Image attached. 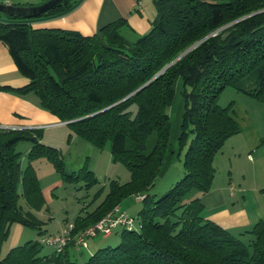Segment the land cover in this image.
<instances>
[{"label":"trees","instance_id":"obj_1","mask_svg":"<svg viewBox=\"0 0 264 264\" xmlns=\"http://www.w3.org/2000/svg\"><path fill=\"white\" fill-rule=\"evenodd\" d=\"M80 1L62 0L30 18L0 11V41L28 79L22 86L0 83V91L36 93L43 109L58 121L74 120L67 124L94 146L110 145L114 161L130 170V180H110L105 199L75 219L74 233L123 198L145 195L139 228H121L119 244L98 248L81 264H264V218L234 234L203 215L199 198L212 187L215 155L240 131L234 101L219 103L223 91L233 87L264 100V0H154L151 27L136 39L123 33L125 18L89 35L33 25ZM179 84L184 108L177 149H185V172L153 199L150 188L168 153L176 155L169 108ZM14 128L0 126V264H78L70 249L80 247L72 240L64 251L47 255L40 241L28 240L2 256L14 225L39 224L32 212L43 202L35 160L47 157L67 181H97L87 166L67 172L60 150L42 141V129ZM22 140L31 142L26 165L17 149Z\"/></svg>","mask_w":264,"mask_h":264},{"label":"rangeland","instance_id":"obj_2","mask_svg":"<svg viewBox=\"0 0 264 264\" xmlns=\"http://www.w3.org/2000/svg\"><path fill=\"white\" fill-rule=\"evenodd\" d=\"M28 1L39 2L36 4H40L45 0H20V2ZM6 76H10V73L0 75L1 84L3 82L2 78ZM1 92L6 93L5 91ZM24 98L30 100L26 101L27 104L31 102V99L32 102H37V105L39 103V96L34 92H30ZM232 101L251 115L253 124L262 138L258 146L249 148L241 131L231 135L214 157L216 173L212 184L229 182L233 185V188L236 187V193H233L236 195L239 194L238 188L245 187L251 190L252 193L251 191L241 193V196H243L241 201L235 198L238 205L243 202L245 194L247 199L252 200V203L264 204V100L233 87H227L220 96L219 103L226 106ZM23 106L24 103L15 101L14 109L23 108ZM183 108L182 86L179 84L175 102L169 108L172 124L170 145L176 150V155L168 153L162 168L163 171L150 188V198L158 199L184 176L183 159L185 149L181 153H178L177 149ZM13 114L20 123V127L42 129V141L60 150L67 172H73V169L78 172L81 168L87 166V168L93 170L97 178V181L92 182L90 186L86 185L85 179H80L77 182L67 181L47 157L43 156L34 161L43 196L41 207L32 210L39 224L36 227L22 226L21 224L14 225L10 236L2 245V256L11 247L23 244L28 240H38L43 244L42 255L51 254L55 247L47 244L48 237L59 234L63 225L74 222L79 215L93 211L105 199L110 180L118 179L121 183H125L131 179V172L122 162L114 161L110 145L103 149L94 146L77 135L74 127L70 124L41 123L37 113L34 117L28 114L19 115L15 112ZM30 147L31 142L28 140H22L17 145V149L22 152L23 165L27 163V152ZM196 195L198 194H194L193 197H196ZM145 202L144 199H138L132 194L123 198L118 206L121 210L134 216L137 225L138 221L141 220L139 211L144 207ZM20 203L25 208H29L23 199L20 200ZM121 232L120 227L109 236L99 233L94 237H87L86 241L90 247H80L77 250L70 249V255L78 264H81L98 248L119 244ZM77 233H74V235Z\"/></svg>","mask_w":264,"mask_h":264},{"label":"crops","instance_id":"obj_3","mask_svg":"<svg viewBox=\"0 0 264 264\" xmlns=\"http://www.w3.org/2000/svg\"><path fill=\"white\" fill-rule=\"evenodd\" d=\"M1 1L21 5L39 3L20 2V0ZM155 16L154 0H81L68 12L51 18L35 20L33 25L36 27L75 29L89 35L98 32L103 25L113 20L125 18L129 26L124 28L123 33L128 38L135 39L149 31L151 21ZM4 73H10V76L2 78V84L22 86L28 82V79L19 73L8 47L0 41V75ZM15 101L24 103L23 108L14 109ZM26 101L30 100L11 92H1L0 125L20 127L14 112L19 115L28 114L32 117L37 113L41 123H62L49 111L40 107L39 103L37 105V102H32V99L29 104ZM232 113L239 122L241 134L248 147L258 146L262 136L253 124L251 115L245 109L240 108L238 104H234ZM247 191L251 190L245 187L238 188L239 194L236 195L233 194L236 193V187L233 188L229 182L212 184L208 192L199 195L204 205V216L229 229L234 234L250 229L258 220L264 218V204L252 203V200L247 199L245 194L243 202L238 205L235 198L241 201V197H243L241 193H247ZM75 250H77L76 247Z\"/></svg>","mask_w":264,"mask_h":264},{"label":"built area","instance_id":"obj_4","mask_svg":"<svg viewBox=\"0 0 264 264\" xmlns=\"http://www.w3.org/2000/svg\"><path fill=\"white\" fill-rule=\"evenodd\" d=\"M135 197L143 199L145 195L138 194ZM135 221L136 219L133 216L121 210L116 205L100 220L81 230L76 235H74L75 223H66L61 227L59 234L48 237L47 244L53 245L58 252L64 251L71 240L74 241L77 247H88L87 237H94L99 233L109 236L120 227L126 228L127 230L137 229L140 225H136Z\"/></svg>","mask_w":264,"mask_h":264},{"label":"water","instance_id":"obj_5","mask_svg":"<svg viewBox=\"0 0 264 264\" xmlns=\"http://www.w3.org/2000/svg\"><path fill=\"white\" fill-rule=\"evenodd\" d=\"M61 1L62 0H45L44 2H42L40 4H30V5H21V4H14V3L0 1V11L6 12V13H11V14L23 15V16L30 18V17H34V16H37V15L44 13L45 11L51 9L52 7H54L57 3L61 2ZM207 37L208 36H206L205 38H207ZM199 42L200 41L196 42L194 45H192L190 48H188L186 51H184L181 55H179L176 59H174L170 64H172L177 59H179L187 51H189L190 49L195 47ZM169 65H167V66H169ZM71 121H74V120L63 121L62 123H69ZM12 128H14V127H12Z\"/></svg>","mask_w":264,"mask_h":264}]
</instances>
